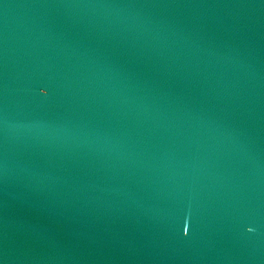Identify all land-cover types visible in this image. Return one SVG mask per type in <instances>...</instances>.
Wrapping results in <instances>:
<instances>
[{"label": "water", "instance_id": "water-1", "mask_svg": "<svg viewBox=\"0 0 264 264\" xmlns=\"http://www.w3.org/2000/svg\"><path fill=\"white\" fill-rule=\"evenodd\" d=\"M0 264H264V0H0Z\"/></svg>", "mask_w": 264, "mask_h": 264}, {"label": "snow or ice", "instance_id": "snow-or-ice-1", "mask_svg": "<svg viewBox=\"0 0 264 264\" xmlns=\"http://www.w3.org/2000/svg\"><path fill=\"white\" fill-rule=\"evenodd\" d=\"M38 94L42 97H48L49 94H50V90H49V87L46 85V84H41L39 87H38ZM190 225L186 222L185 224V227L183 228V234H184V237L187 238V236L189 235L190 233ZM245 231L247 233H252L255 231L254 227L251 226V225H247L245 227Z\"/></svg>", "mask_w": 264, "mask_h": 264}]
</instances>
